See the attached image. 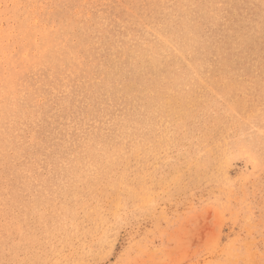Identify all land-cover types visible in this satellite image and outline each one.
<instances>
[{
  "label": "rangeland",
  "instance_id": "rangeland-1",
  "mask_svg": "<svg viewBox=\"0 0 264 264\" xmlns=\"http://www.w3.org/2000/svg\"><path fill=\"white\" fill-rule=\"evenodd\" d=\"M0 264H264V0H0Z\"/></svg>",
  "mask_w": 264,
  "mask_h": 264
}]
</instances>
